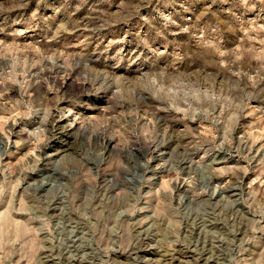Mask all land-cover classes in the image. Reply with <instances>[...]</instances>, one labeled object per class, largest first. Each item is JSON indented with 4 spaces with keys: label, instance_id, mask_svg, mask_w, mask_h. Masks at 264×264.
I'll list each match as a JSON object with an SVG mask.
<instances>
[{
    "label": "rangeland",
    "instance_id": "rangeland-1",
    "mask_svg": "<svg viewBox=\"0 0 264 264\" xmlns=\"http://www.w3.org/2000/svg\"><path fill=\"white\" fill-rule=\"evenodd\" d=\"M0 264H264V0H0Z\"/></svg>",
    "mask_w": 264,
    "mask_h": 264
},
{
    "label": "bare ground",
    "instance_id": "bare-ground-1",
    "mask_svg": "<svg viewBox=\"0 0 264 264\" xmlns=\"http://www.w3.org/2000/svg\"><path fill=\"white\" fill-rule=\"evenodd\" d=\"M73 135H74V128L71 123L63 124V125L61 124L58 125L56 129H54V136L56 137L55 140L57 141L51 140V142H56V144L58 143V144H62L63 146L69 147V145L73 144L76 139Z\"/></svg>",
    "mask_w": 264,
    "mask_h": 264
}]
</instances>
